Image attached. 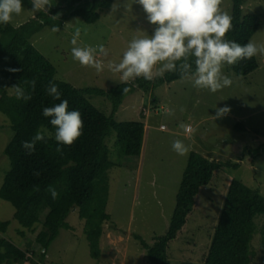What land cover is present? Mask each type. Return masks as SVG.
Instances as JSON below:
<instances>
[{
  "label": "rangeland",
  "instance_id": "rangeland-1",
  "mask_svg": "<svg viewBox=\"0 0 264 264\" xmlns=\"http://www.w3.org/2000/svg\"><path fill=\"white\" fill-rule=\"evenodd\" d=\"M22 6L21 14L14 15L11 21L16 26L38 13L33 12L30 0H22ZM221 9L231 16L232 0H222ZM243 12L260 15L261 24L250 40L264 44V0H244ZM155 27L149 23L142 6L134 0H114L110 8L101 11L96 22L87 23L81 17H69L58 31L44 27L32 37V41L56 66L59 76L74 86L109 88L121 83V74L111 72L108 62L119 63L132 38L151 36ZM77 29L81 33L79 46L103 44L108 49L107 57L97 55L98 59L104 60L103 72L98 74L94 68L81 66L73 60L71 40ZM256 59L258 67L248 75H238L225 65L223 72L233 80V84L216 93L194 87L191 82L194 77L190 75L164 83L147 93L139 89L128 94L115 119L144 122L143 147L139 159L129 157L125 167L116 165L110 170V184L108 191H104L108 197L104 211L110 219L99 224L103 227L101 258L96 260L90 256L85 229L91 226L86 219L79 218L78 209L74 208L66 219L71 229L60 230V235L48 249L45 262L150 264L147 252L136 235L152 244L157 236L166 234L189 154L197 151L212 159L229 160L232 164L216 171L211 182L201 188L186 225L169 242L167 252L169 264H203L231 179L237 178L259 188L264 195V55L258 54ZM7 89L13 93L11 87ZM88 98L110 114L112 103L107 97L93 94ZM154 98H157L156 103H153ZM223 107L230 108V112L215 118L217 109ZM168 109L174 114L167 115ZM238 122L245 124V129L238 130L235 127ZM181 123L191 125L194 131L185 134L180 128ZM10 125L9 119L0 112V187L5 172L10 168L9 158L4 153L13 134ZM115 139L113 130L106 142L110 147V158L114 161L118 160L114 150ZM176 139L190 145L186 155L173 151L172 142ZM235 163L238 167L233 165ZM14 214L15 207L0 198V221H11L4 236L21 248H34L32 232L27 231V238L17 233L21 226ZM41 214L40 221L44 219L45 210ZM262 222L263 218H260L259 223ZM41 225L42 222L36 223L34 234ZM254 246L257 256L253 264H264L260 233L256 235Z\"/></svg>",
  "mask_w": 264,
  "mask_h": 264
},
{
  "label": "trees",
  "instance_id": "trees-1",
  "mask_svg": "<svg viewBox=\"0 0 264 264\" xmlns=\"http://www.w3.org/2000/svg\"><path fill=\"white\" fill-rule=\"evenodd\" d=\"M113 1H51L52 6L46 12L39 11L18 26L12 22L0 24V112L9 119L13 130L4 150L10 168L5 172L0 198L15 207L14 218L21 226L17 229L19 236L27 238V231H30L36 244L31 249L21 248L4 236L11 221H0V264H47L48 249L60 235V230L71 229L66 219L74 208L78 209L79 218L86 219L91 226L85 229L90 256L96 260L101 258L103 227L99 224L110 219V215L104 211L108 201L104 191H108L110 170L116 165L125 167L129 157L141 156L145 130L144 122L118 121L115 114L128 94L139 89L147 93L181 78L178 70L166 72L152 82L136 78L109 88L76 87L59 76L56 66L33 43L32 37L44 27L60 29L69 17L78 16L87 23L96 22L101 11L110 8ZM243 1L232 0L234 27L226 34L228 40L240 44L247 43L261 24L260 15L243 12ZM189 63L192 64L191 72H194V58L190 57ZM230 67L238 75H248L258 67V62L254 56ZM32 81H35L34 88ZM49 81L58 86L60 100L46 92ZM16 85L22 87L31 99H17L13 88ZM8 86L13 93L9 92ZM125 87L129 88L126 93L123 92ZM93 94L105 96L111 101L110 114L89 100L88 95ZM61 100H67L68 110L79 111L83 120V134L71 146L58 144L55 128L50 124L51 117L42 114L45 107H52ZM156 101L157 98H154L153 103ZM235 127L243 130L245 124L238 122ZM113 130L116 132L114 150L118 157L115 161L110 158L111 151L106 142ZM38 131L45 139L37 141L35 150L29 155L22 144L31 142ZM57 147L62 148V152H57ZM230 164L229 160L212 159L197 151L189 154L166 234L157 236L152 244L136 235L147 252L150 264H169V242L186 225L196 196L202 187L211 182L216 171ZM233 165L238 167V163ZM50 186L58 193L55 199L48 191ZM100 197H103V203ZM44 210V219L40 221ZM260 218H263L261 224ZM38 222H42V225L34 234ZM258 233L261 234L264 252V195L259 188L232 178L203 264H253L257 256L254 241Z\"/></svg>",
  "mask_w": 264,
  "mask_h": 264
},
{
  "label": "clouds",
  "instance_id": "clouds-1",
  "mask_svg": "<svg viewBox=\"0 0 264 264\" xmlns=\"http://www.w3.org/2000/svg\"><path fill=\"white\" fill-rule=\"evenodd\" d=\"M30 2L33 5V12H46L52 6L51 0ZM134 2L142 6L149 23L156 27L151 36L133 37L119 63L108 62L107 67L111 72L121 74L119 76L121 83H128L136 78L152 82L163 77L166 72L179 70L182 79L189 73L194 77L191 81L194 87L216 93L233 84V80L223 72L225 65L231 66L258 54L264 55V44H257L251 40L240 44L226 38V34L233 30L234 26L232 16L221 9L222 0H134ZM113 8L115 9L116 5ZM22 9V0H0V24L10 23L14 15L21 14ZM53 30L58 31V28ZM80 35V30L77 29L71 40L73 60L78 61L81 66L94 68L98 74L103 72L104 60L98 59L97 55L107 57L108 49L103 44L97 47H81L78 45ZM190 57L194 58V72H191ZM31 83L34 88L35 81ZM13 88L17 99H31L19 85ZM128 91L127 87L123 89L125 93ZM46 92L54 99L60 100L61 93L52 81H49ZM68 109V101L61 100L52 107H45L42 114L51 117L50 124L55 128V140L58 144L71 146L83 134V120L79 111ZM229 112L228 107L218 108L215 118L223 117ZM166 114L173 115L174 111L168 109ZM180 128L185 134L194 131L191 125L184 123L180 124ZM44 139V135L38 131L32 141L23 142L22 147L30 155L35 150L36 142ZM172 149L183 156L190 151V145L176 139L172 142ZM56 151L62 152V148L57 147ZM48 191L53 199L57 198L58 193L54 188L50 186Z\"/></svg>",
  "mask_w": 264,
  "mask_h": 264
},
{
  "label": "built area",
  "instance_id": "built-area-1",
  "mask_svg": "<svg viewBox=\"0 0 264 264\" xmlns=\"http://www.w3.org/2000/svg\"><path fill=\"white\" fill-rule=\"evenodd\" d=\"M165 125H163V128H164Z\"/></svg>",
  "mask_w": 264,
  "mask_h": 264
}]
</instances>
